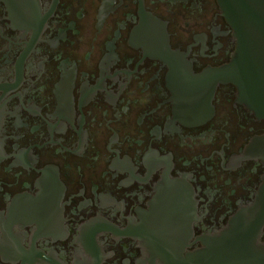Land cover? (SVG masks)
I'll list each match as a JSON object with an SVG mask.
<instances>
[{
    "label": "flooded vegetation",
    "instance_id": "1",
    "mask_svg": "<svg viewBox=\"0 0 264 264\" xmlns=\"http://www.w3.org/2000/svg\"><path fill=\"white\" fill-rule=\"evenodd\" d=\"M236 50L220 0H0V264H246L264 119L215 81Z\"/></svg>",
    "mask_w": 264,
    "mask_h": 264
},
{
    "label": "water",
    "instance_id": "2",
    "mask_svg": "<svg viewBox=\"0 0 264 264\" xmlns=\"http://www.w3.org/2000/svg\"><path fill=\"white\" fill-rule=\"evenodd\" d=\"M220 4L234 30L237 50L231 64L213 72L215 81L235 85L241 102L264 119V0H220ZM167 52L173 55L169 48ZM248 241L246 264H264V246Z\"/></svg>",
    "mask_w": 264,
    "mask_h": 264
}]
</instances>
